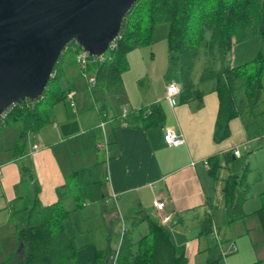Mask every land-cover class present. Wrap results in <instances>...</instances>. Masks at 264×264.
<instances>
[{"label": "crops", "instance_id": "0c3cea01", "mask_svg": "<svg viewBox=\"0 0 264 264\" xmlns=\"http://www.w3.org/2000/svg\"><path fill=\"white\" fill-rule=\"evenodd\" d=\"M242 43L233 48L232 67L239 66L238 60L240 65L249 62L236 52ZM65 64L59 84L65 98L50 109L48 123L27 134L25 154L16 151L21 123L0 131V263L19 251V231L36 224L64 195L63 207L71 212L65 229L75 239L80 264H110L125 231L136 252L137 243L149 233L144 217L170 232L188 264H264L258 214L264 194V135L256 114L246 120L241 111L230 122V137L216 142L220 99L213 83L199 86L202 103L181 104L178 98L173 110L164 98L175 81L151 97L134 100L123 93L124 107L115 113L102 106L110 100L108 90L95 94L96 86L88 85L77 62L67 57ZM196 70L197 65L198 81L201 73ZM154 103L162 105L165 123L145 128L131 113ZM124 110L129 112L126 119ZM167 127L182 133L186 145L169 147L164 140ZM236 149L240 157L234 155ZM214 158L220 168L212 176ZM244 169L250 185L244 217L231 222L224 187ZM68 182L71 189L64 187ZM156 199L166 202L162 213L153 205ZM165 216L171 220L163 225ZM206 218H211L210 233L203 231Z\"/></svg>", "mask_w": 264, "mask_h": 264}, {"label": "trees", "instance_id": "16d2710c", "mask_svg": "<svg viewBox=\"0 0 264 264\" xmlns=\"http://www.w3.org/2000/svg\"><path fill=\"white\" fill-rule=\"evenodd\" d=\"M162 24L169 27V72L177 70L180 77L179 103H202L204 92L199 86L213 83L220 99L214 140H226L230 137V122L241 114L240 93H244L248 105L254 106L264 93L263 52L243 65L232 67L226 63L235 44L247 40L253 28H258L264 36V0H139L124 19L115 48H110L102 58H90V71L96 78L95 94L123 86L129 54L152 45L154 31ZM80 49L75 41L67 45L40 101L22 102L7 111V126L11 122L21 123L16 146L18 155L25 154L27 134L39 131L48 123L50 109L65 98V93L58 87L60 79L65 76L68 55L76 54ZM203 53L207 55V61L196 81L195 68ZM73 62L76 63V55ZM131 114L145 128L163 125L166 120V113L159 103ZM211 161V175L215 176L220 166L215 158ZM64 187L71 189V182ZM224 192L230 221L240 220L244 217L243 205L250 192L248 169H244L241 176H230ZM63 196L40 215L36 224L19 231V251L0 264H80L75 239L66 233L65 222L71 212L63 207ZM262 200L258 214L264 232V194ZM142 221L148 222L149 233L137 243V251L133 252L134 245L125 231L116 264H188L186 257L177 253L167 229L147 217ZM202 225L204 232L212 231L211 218H206Z\"/></svg>", "mask_w": 264, "mask_h": 264}, {"label": "water", "instance_id": "95a60500", "mask_svg": "<svg viewBox=\"0 0 264 264\" xmlns=\"http://www.w3.org/2000/svg\"><path fill=\"white\" fill-rule=\"evenodd\" d=\"M139 0H0V117L43 98L67 45L103 57Z\"/></svg>", "mask_w": 264, "mask_h": 264}, {"label": "rangeland", "instance_id": "374dc122", "mask_svg": "<svg viewBox=\"0 0 264 264\" xmlns=\"http://www.w3.org/2000/svg\"><path fill=\"white\" fill-rule=\"evenodd\" d=\"M168 31L169 27L167 24L158 26L154 31V44L138 48L129 54V68L123 74L124 86L108 90L110 93L109 95H111L110 100H108L106 105L102 101V106H105V109L109 108L115 113L121 112L126 100L123 93H125L128 98H133L134 100L142 99L148 94L151 97L156 93L164 92L166 85L170 81L178 82L180 80L177 70L169 72L170 55L166 40ZM250 34L251 35L247 38V40H245L247 41L246 43H242L244 42L242 41L240 42L242 43L241 45L236 46L237 54L247 56V61L255 59L261 52L264 53V36L261 35L258 28H253L250 31ZM75 55H77V52L73 55L70 53L68 58L73 59ZM233 58L235 60V56L232 57V55H230L226 63H230ZM206 61L207 55L203 53L197 64L196 74L198 72H202V69L206 65ZM238 62L239 63L237 65H240L241 62L239 60ZM217 65L218 64H216V66ZM58 87H60V85ZM116 94L121 96L117 97ZM239 98L242 101L240 106L241 111L244 112L246 120H252L256 114L258 127L260 128L261 134L264 135V93L256 106L248 105L244 93H240ZM15 124L16 123L11 122L10 126ZM246 156L247 155H245V157ZM207 162L208 165L206 166L210 167L209 161Z\"/></svg>", "mask_w": 264, "mask_h": 264}, {"label": "built area", "instance_id": "2783aa9c", "mask_svg": "<svg viewBox=\"0 0 264 264\" xmlns=\"http://www.w3.org/2000/svg\"><path fill=\"white\" fill-rule=\"evenodd\" d=\"M120 35V34H119ZM119 38V36L116 38V40L111 44L110 48H115L116 46V41ZM109 48V49H110ZM91 56L83 49H80L77 52L76 55V62L78 64V66L81 69L82 72V76L84 77V79L87 81L89 86L94 87L96 85V78L95 76L92 74V71H90V60ZM102 58V57H100ZM181 94V88L180 86L175 83V82H171L169 83L168 87H167V93L165 95L164 100L166 101V103L168 104V106L173 110L174 108H176V106L178 105V98ZM72 97V95H70ZM74 103H71V106L74 107ZM6 113L5 112L1 117H0V131L2 129H4L7 124H6ZM148 114H150V110L147 111ZM129 115L128 110H124L123 112V118L126 119ZM106 126V122H102L101 123V128H104ZM128 123L127 121H125L123 123V127H127ZM164 140L165 143L169 146V147H182L184 145H186V139L184 137V135L178 131H176L174 128L171 127H167L165 128V136H164ZM100 148L104 147L102 144L99 145ZM35 150H37V147L35 148ZM234 155L236 157H240L241 153L239 149H236L234 151ZM205 165H208V162L205 161ZM2 174V168L0 166V175ZM153 205L156 209V211L162 213L165 208H166V202L160 200V199H156L153 202ZM171 218L170 216H165L162 218V224L166 225L170 222ZM233 251H236V247L233 246ZM117 255L118 252H116V254L114 255L112 261L110 264H116V260H117Z\"/></svg>", "mask_w": 264, "mask_h": 264}]
</instances>
